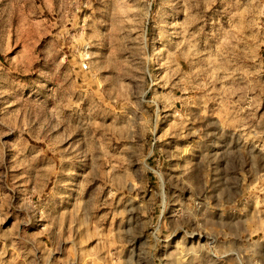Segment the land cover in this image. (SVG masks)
Segmentation results:
<instances>
[{"label": "rangeland", "instance_id": "obj_1", "mask_svg": "<svg viewBox=\"0 0 264 264\" xmlns=\"http://www.w3.org/2000/svg\"><path fill=\"white\" fill-rule=\"evenodd\" d=\"M0 264H264V0H0Z\"/></svg>", "mask_w": 264, "mask_h": 264}, {"label": "bare ground", "instance_id": "obj_2", "mask_svg": "<svg viewBox=\"0 0 264 264\" xmlns=\"http://www.w3.org/2000/svg\"><path fill=\"white\" fill-rule=\"evenodd\" d=\"M37 75H39V74H37Z\"/></svg>", "mask_w": 264, "mask_h": 264}]
</instances>
